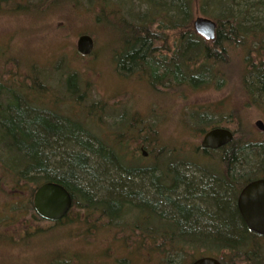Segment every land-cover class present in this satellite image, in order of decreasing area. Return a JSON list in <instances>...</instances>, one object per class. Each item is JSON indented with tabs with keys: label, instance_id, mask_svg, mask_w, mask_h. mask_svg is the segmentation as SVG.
I'll return each instance as SVG.
<instances>
[{
	"label": "trees",
	"instance_id": "1",
	"mask_svg": "<svg viewBox=\"0 0 264 264\" xmlns=\"http://www.w3.org/2000/svg\"><path fill=\"white\" fill-rule=\"evenodd\" d=\"M63 1L76 7L88 3L84 7L89 10L92 5L103 15L107 9L114 14L119 25L112 38L114 70L143 76L155 90L220 89L227 81L226 61L238 53L247 102L264 113V0H137L145 4L137 14L131 0H118L119 5L110 0H0V6L26 13ZM195 1L200 13L216 22L213 40L194 31ZM169 31L173 38L166 44ZM60 63L57 60L59 68L46 65L43 77L56 79L71 103L82 104L90 83ZM28 69L21 78H0V185L9 190L6 197L14 198L6 202L11 210L44 221L33 208L32 195L42 183L56 181L71 194L74 215L69 210L52 224L72 222L91 236L102 221L109 231L122 233L110 240L133 247L130 252L140 253L149 264H190L206 255L222 264H264V236L250 231L237 209L242 187L264 178V131L257 136L240 121L234 129L223 125L231 121L232 111L216 112L214 104L188 109L183 121L192 136L213 127L229 128L232 140L218 149L168 144L159 135V121L150 120L153 113L122 115L102 99L86 106L87 121L73 120L47 99L50 88L40 78V68L30 64ZM102 112L110 118L107 124ZM103 125L111 127L105 138L95 131ZM140 146L147 157L139 153ZM242 166L249 167L247 173L240 172ZM181 167L188 168L183 172ZM189 169L198 176L188 174ZM88 222L92 224L85 226ZM5 223L0 220L1 226ZM107 248L102 250L110 255ZM57 251L49 264H99L81 251Z\"/></svg>",
	"mask_w": 264,
	"mask_h": 264
},
{
	"label": "rangeland",
	"instance_id": "2",
	"mask_svg": "<svg viewBox=\"0 0 264 264\" xmlns=\"http://www.w3.org/2000/svg\"><path fill=\"white\" fill-rule=\"evenodd\" d=\"M117 1L110 0L109 2L119 5L116 3ZM87 4L84 3L81 7H76L70 2L63 1L58 7H51L45 11L41 7L42 9L38 8V11L26 13H17L0 6V76L2 75L0 78L6 80L8 75L10 77L16 75L17 78H21L20 76L29 70L30 64H35L37 68H40V73L38 72L40 78L50 88L46 97L51 102L55 101L56 106L53 108L57 109L59 114L73 120L87 121L86 106L92 100L99 99L114 105L117 113L122 115L135 113L138 116L140 114V116H150L153 113L154 118L149 119L159 121L156 122V126L158 127L160 124L159 135L161 138L168 144H175L176 147H178L177 144H193L188 148L189 150H193L194 146H199L203 135L200 137L190 135L189 128L183 120L187 110L198 105L214 104L213 108L216 112L231 110L233 114L231 121L223 122V125L234 129L237 122L240 121L242 126L250 127L259 136L260 130L254 125V122L257 119L264 122V113L247 102L246 95L240 85L242 62L238 53L231 54L229 61H226L227 81L220 89L207 87L166 90L157 88L158 90H155L143 76L140 77L138 74L122 75L114 70L111 61L112 38L117 33L114 29L117 30L119 27L115 15L107 14L108 9L104 10V15L99 13L98 6L92 8L90 5L91 10H89L84 7ZM130 4L134 14L141 11L145 5L140 4L137 0H131ZM192 13V24L197 16L212 19L200 13L196 1L193 3ZM261 23L264 24V21ZM169 33L171 36L166 44H171L173 38V33L170 31ZM81 34H88L93 39V50L88 55H82L76 50V42ZM156 44L162 47L164 42L157 41ZM235 50H239V48L237 47ZM59 59H61L59 66L67 63L68 67L76 69L90 83L89 91L82 104L71 103V98L68 97L63 87H57L56 79L53 81L43 77V74L46 76V65L59 68L57 64ZM105 115L106 113L102 112V118L106 121L104 123L107 124L110 118ZM103 126L101 129L95 127V131L105 138V134L111 130V127ZM115 127L119 128L120 124ZM83 128L86 129V126ZM185 148L188 150L187 147ZM142 150L146 152L145 157H147V151L140 146L139 153ZM248 158L251 161V156ZM181 168V171L185 172L188 167ZM194 169H189L188 174L198 176ZM248 170L249 167L242 166L240 172L247 173ZM3 191L4 188L0 185V220L6 222L2 226L0 224V236L3 235L0 237V264H49L53 253L66 247H68L69 254L74 252V254H81L82 252L85 259L92 260L93 257V260L99 264H149L140 253L130 252L134 250L133 247H125L119 239L110 240L111 235L121 236L122 233L119 234L116 230L114 234L113 230L109 231L103 227L102 221L96 223L98 228L91 233V236H86L85 227L77 226L72 222L64 221L65 223L52 224L53 221H39L32 218L30 214L19 216V212L11 210V206L6 203L14 199L6 197L9 190ZM73 212V209L70 210L71 217L74 215ZM91 222L85 226H90ZM38 228L43 229L45 233H38L36 231ZM26 230L32 234H27ZM109 241L111 247L108 246ZM107 247L111 250L110 255L109 251L108 254L103 252V248ZM125 257L126 263L118 260H123ZM78 263L84 264L82 260Z\"/></svg>",
	"mask_w": 264,
	"mask_h": 264
},
{
	"label": "water",
	"instance_id": "3",
	"mask_svg": "<svg viewBox=\"0 0 264 264\" xmlns=\"http://www.w3.org/2000/svg\"><path fill=\"white\" fill-rule=\"evenodd\" d=\"M195 33L205 40H213L216 22L204 16H197L193 20ZM93 39L88 34H81L76 42V50L82 55H88L93 50ZM254 125L264 131V122L257 119ZM233 138V133L226 127H213L207 130L199 143L202 149H218L227 145ZM143 156L146 152L142 150ZM32 205L35 212L44 220H61L72 206V197L61 183L47 181L39 185L32 195ZM237 209L247 228L264 236V178L248 182L242 187L237 196ZM190 264H222L213 256H201Z\"/></svg>",
	"mask_w": 264,
	"mask_h": 264
},
{
	"label": "bare ground",
	"instance_id": "4",
	"mask_svg": "<svg viewBox=\"0 0 264 264\" xmlns=\"http://www.w3.org/2000/svg\"><path fill=\"white\" fill-rule=\"evenodd\" d=\"M139 164V163H138Z\"/></svg>",
	"mask_w": 264,
	"mask_h": 264
}]
</instances>
